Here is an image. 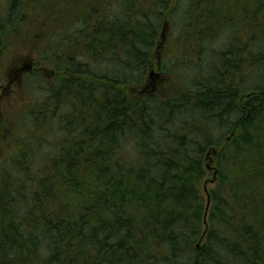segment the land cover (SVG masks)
<instances>
[{
	"label": "trees",
	"instance_id": "trees-1",
	"mask_svg": "<svg viewBox=\"0 0 264 264\" xmlns=\"http://www.w3.org/2000/svg\"><path fill=\"white\" fill-rule=\"evenodd\" d=\"M47 2L0 0V82L47 34L0 157V264H264V0H108L103 24L80 4L57 25Z\"/></svg>",
	"mask_w": 264,
	"mask_h": 264
},
{
	"label": "rangeland",
	"instance_id": "rangeland-1",
	"mask_svg": "<svg viewBox=\"0 0 264 264\" xmlns=\"http://www.w3.org/2000/svg\"><path fill=\"white\" fill-rule=\"evenodd\" d=\"M74 2L77 3V1L73 0ZM181 1H188V0H181ZM74 2H71V0H68L67 4H60V2H50L47 6L50 8L49 12L51 13V10L57 12V16L65 15L67 17H73V14L75 15L76 13L74 10H72ZM220 3V2H218ZM222 3V2H221ZM189 4V2H188ZM179 10L181 9V5H179ZM47 14V13H46ZM53 17L56 15V12L52 14ZM48 22H51V19H48ZM59 22L56 23V25ZM55 28V27H54ZM53 30L55 31V29ZM38 29V28H37ZM36 28H32L31 32L27 34L26 37V42L25 44H20L21 47L17 50L15 53L16 56L13 58V62L9 65L7 71H6V77L3 78L2 82H0V157L4 154L5 150V141L7 140L6 138L9 137V129L14 128V119L16 115L24 108L21 107V103L23 99H27L26 93L21 89L20 87V78L23 77L24 73L26 71H21L18 73V77L16 78L17 75H15L16 70L19 68L23 67L24 63L31 64V59L30 57L38 50L40 47L39 42L43 41L45 38V33L38 31ZM177 31V26L173 23L171 25L166 26L162 30V35L163 37L160 39L158 48H157V57L154 58L155 65L159 66L160 65V57L164 59L166 56H168L170 53L172 54L173 49H175V44H173L175 37V33ZM222 40V39H221ZM219 40V42L221 41ZM220 43H213V42H208L207 47H212V48H217ZM159 55V56H158ZM192 73L188 71L186 75L188 77L191 76L192 79ZM158 75L160 80H158L155 83V89L154 91L161 97L163 96H170L174 93L172 83L166 81L167 79L172 78L171 74H164V72L159 73ZM149 78H147V81ZM3 120V122H1ZM4 122L7 124V129L6 125H4ZM8 134V135H7ZM212 163V159L208 164Z\"/></svg>",
	"mask_w": 264,
	"mask_h": 264
},
{
	"label": "flooded vegetation",
	"instance_id": "flooded-vegetation-1",
	"mask_svg": "<svg viewBox=\"0 0 264 264\" xmlns=\"http://www.w3.org/2000/svg\"><path fill=\"white\" fill-rule=\"evenodd\" d=\"M61 1V0H59ZM65 2V4H67L68 0H63ZM77 1L74 2L73 0H71V2H74L73 8L72 10H74V12L76 13L75 15L73 14V17H66L65 15H61L59 16V19H57L58 22H64L66 21V19H69V21L66 22H72V19L76 20V18H82L81 16H83L82 14H79L78 12V7L80 4H83L85 6V8H87V15H88V19L90 20V23L92 24H103V22L107 19V10H106V3L108 2V0H75ZM50 2L56 3L57 1L55 0H50ZM178 2L180 3L181 7L183 8L186 4L185 1H181L178 0ZM172 0L170 2V7H172ZM172 8L169 9V11H171ZM56 12V11H55ZM52 11V14L55 13ZM166 16V15H165ZM169 21L165 20L163 23V28L162 30L168 26ZM44 33V32H43ZM47 36V34H45ZM45 36V37H46ZM161 37H163V35L161 34ZM157 54V51L155 52ZM42 68V67H41ZM33 69V68H32ZM45 71V70H44ZM21 71L16 70L15 75L16 78L18 77V73H20ZM51 74L56 73L55 70L51 69L50 70ZM154 72V73H161V71H155L153 68L149 71V75ZM160 75H158L157 77H154V82L151 83V79L149 78L148 80V84L152 89H155V83L160 80L159 78Z\"/></svg>",
	"mask_w": 264,
	"mask_h": 264
},
{
	"label": "water",
	"instance_id": "water-1",
	"mask_svg": "<svg viewBox=\"0 0 264 264\" xmlns=\"http://www.w3.org/2000/svg\"><path fill=\"white\" fill-rule=\"evenodd\" d=\"M32 69V64H27V63H24L23 67L19 68V71H30ZM158 74L157 73H154L152 72L149 77L151 79V83L154 82V77H157ZM213 153H216V150H213ZM209 154V153H208ZM209 167V166H208ZM215 174V172H214ZM214 181V178L211 180V182ZM208 206H209V196L207 194V205H206V212H207V209H208ZM197 246H199V243L197 244Z\"/></svg>",
	"mask_w": 264,
	"mask_h": 264
}]
</instances>
